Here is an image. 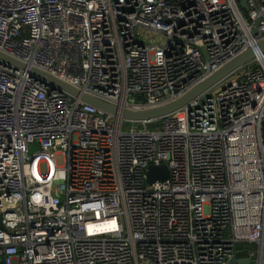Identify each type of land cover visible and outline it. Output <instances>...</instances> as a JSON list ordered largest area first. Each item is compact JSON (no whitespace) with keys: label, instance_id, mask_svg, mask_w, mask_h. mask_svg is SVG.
Here are the masks:
<instances>
[{"label":"built area","instance_id":"2783aa9c","mask_svg":"<svg viewBox=\"0 0 264 264\" xmlns=\"http://www.w3.org/2000/svg\"><path fill=\"white\" fill-rule=\"evenodd\" d=\"M245 2L0 0V52L25 65L0 59V264H260L264 0ZM248 48L184 104L120 127V110L173 101Z\"/></svg>","mask_w":264,"mask_h":264},{"label":"water","instance_id":"95a60500","mask_svg":"<svg viewBox=\"0 0 264 264\" xmlns=\"http://www.w3.org/2000/svg\"><path fill=\"white\" fill-rule=\"evenodd\" d=\"M237 3L239 7L246 9L247 5L245 0H237ZM257 47L259 49H264V38L259 40L257 42ZM252 54V50L248 48L247 50L243 51L242 53L236 55L234 58L223 64L221 67H219L216 71L211 73L209 76L204 78L202 81L197 83L195 86H193L191 89L186 91L183 95L180 97L174 99L173 101H170L166 104L141 109V110H127L122 109L120 110L119 114L120 117L128 120L138 121V120H145V119H151L158 117L162 114H165L167 112H170L174 110L175 108L179 107L180 105L184 104L187 100L192 98L194 95L199 93L200 91L204 90L208 86H210L212 83H214L216 80H218L220 77L225 75L226 73L230 72L232 69L237 67L242 61L250 57ZM0 59L5 61L8 64H11L14 67H20L25 68V65L17 60H14L3 53L0 52ZM28 72L32 74L35 77H38L39 79L47 82L50 87L56 88V89H63L73 95L78 94V92L72 88L71 86L67 85L63 81L43 72L40 70H37L35 68H27ZM79 97L85 101H88L96 106H99L101 108H104L112 113H116L117 108L114 105L108 104L104 101H101L93 96L80 93ZM33 148V145H32ZM168 174V170L165 164H150L146 167L145 170V181L147 183L152 182L153 180H161L165 178ZM1 226V223H0ZM260 247V245H259ZM253 260L248 256H230L227 261L224 264H249L252 263ZM260 264H264V245L261 246V255L259 257Z\"/></svg>","mask_w":264,"mask_h":264},{"label":"rangeland","instance_id":"374dc122","mask_svg":"<svg viewBox=\"0 0 264 264\" xmlns=\"http://www.w3.org/2000/svg\"><path fill=\"white\" fill-rule=\"evenodd\" d=\"M241 69H237L235 72H240ZM140 123L139 121H133V120H127V119H124L122 120V123L120 124V127L122 129H131V128H137V127H140ZM152 126L153 124H148L147 126ZM61 155L60 154H57L55 156V161L56 163H61L62 162V159H61ZM263 245H264V241H263ZM253 249H256V244H254V247ZM250 264V263H249Z\"/></svg>","mask_w":264,"mask_h":264},{"label":"trees","instance_id":"16d2710c","mask_svg":"<svg viewBox=\"0 0 264 264\" xmlns=\"http://www.w3.org/2000/svg\"><path fill=\"white\" fill-rule=\"evenodd\" d=\"M236 249L238 250V254L242 255L248 249H252L254 247L253 243H238L235 245Z\"/></svg>","mask_w":264,"mask_h":264},{"label":"bare ground","instance_id":"6f19581e","mask_svg":"<svg viewBox=\"0 0 264 264\" xmlns=\"http://www.w3.org/2000/svg\"><path fill=\"white\" fill-rule=\"evenodd\" d=\"M261 246H262V242H260V251H259V255H260V253H261Z\"/></svg>","mask_w":264,"mask_h":264}]
</instances>
